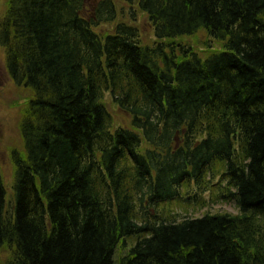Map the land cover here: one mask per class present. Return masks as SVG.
I'll return each mask as SVG.
<instances>
[{
    "label": "trees",
    "instance_id": "obj_1",
    "mask_svg": "<svg viewBox=\"0 0 264 264\" xmlns=\"http://www.w3.org/2000/svg\"><path fill=\"white\" fill-rule=\"evenodd\" d=\"M120 1L155 46L113 0L7 1L0 47L31 98L8 207L0 174V264H264V0ZM200 31L222 47L205 60L176 43ZM105 93L134 131L112 130ZM207 193L238 213L156 211Z\"/></svg>",
    "mask_w": 264,
    "mask_h": 264
},
{
    "label": "rangeland",
    "instance_id": "obj_2",
    "mask_svg": "<svg viewBox=\"0 0 264 264\" xmlns=\"http://www.w3.org/2000/svg\"><path fill=\"white\" fill-rule=\"evenodd\" d=\"M8 0H0V20L6 12ZM118 8L119 13L123 11V16L119 15V20H124L125 23L135 26L139 32L141 44L144 46L153 47L157 40L154 33V28L149 22L147 16L142 14L136 7L113 0ZM93 10L91 2L87 5L86 14H90ZM116 23L103 25L96 29L100 34H112ZM211 45V48L217 49V52L222 50V47L216 41L209 39L205 31H200L194 36L180 38L176 41L177 45L187 49H191L200 55L202 59L207 58L206 43ZM31 98V93L28 90L18 88L14 85L9 77L6 69L4 49L0 47V174L2 176L4 186L7 191V207L12 201V189L14 185V166L12 154L14 151L23 152V142L20 135L19 124L21 113L26 103ZM103 102L106 105L108 112L112 118V130L125 129L134 131L132 126V117L120 110L114 103L109 93H105ZM143 148H148L143 145ZM202 200V202H201ZM199 202V203H198ZM156 211L163 217H171V219L181 220L184 217L198 218L206 213H229L237 214L236 204L233 202L216 201L213 195L207 193L199 197L195 203L193 201H177L172 203L162 204ZM135 239L128 241V245L134 244ZM126 249H119V254H125ZM11 255V250L5 249L0 255V260L6 261Z\"/></svg>",
    "mask_w": 264,
    "mask_h": 264
}]
</instances>
